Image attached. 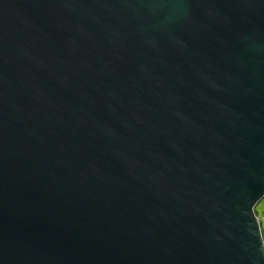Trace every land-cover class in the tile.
Listing matches in <instances>:
<instances>
[{"label":"water","instance_id":"1","mask_svg":"<svg viewBox=\"0 0 264 264\" xmlns=\"http://www.w3.org/2000/svg\"><path fill=\"white\" fill-rule=\"evenodd\" d=\"M264 0H0V264H264Z\"/></svg>","mask_w":264,"mask_h":264},{"label":"crops","instance_id":"2","mask_svg":"<svg viewBox=\"0 0 264 264\" xmlns=\"http://www.w3.org/2000/svg\"><path fill=\"white\" fill-rule=\"evenodd\" d=\"M256 212L261 220L262 228L264 232V199L257 205Z\"/></svg>","mask_w":264,"mask_h":264}]
</instances>
